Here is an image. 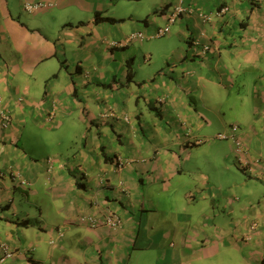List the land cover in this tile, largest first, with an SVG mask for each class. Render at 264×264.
I'll return each instance as SVG.
<instances>
[{"label": "crops", "instance_id": "0c3cea01", "mask_svg": "<svg viewBox=\"0 0 264 264\" xmlns=\"http://www.w3.org/2000/svg\"><path fill=\"white\" fill-rule=\"evenodd\" d=\"M177 3L0 0V264H264V1Z\"/></svg>", "mask_w": 264, "mask_h": 264}, {"label": "built area", "instance_id": "2783aa9c", "mask_svg": "<svg viewBox=\"0 0 264 264\" xmlns=\"http://www.w3.org/2000/svg\"><path fill=\"white\" fill-rule=\"evenodd\" d=\"M252 1H264V0H252ZM36 7L37 5L26 4V9L28 10H33ZM226 10L227 8L221 9V12H219L218 16L223 15L226 12ZM188 12H189V9L185 6L184 0H178V3L175 6H173L171 11L166 15V26L163 28L157 29L154 33L151 34V37L160 38V37H163L169 34L171 31V27L175 25L180 20V18ZM198 16L202 20H211L210 16L204 15L202 13H200ZM143 37L144 35L142 33H133L130 35L129 40L127 42L136 41ZM208 49H209L208 47H204L203 52L207 51ZM3 119L7 123H9L10 121L7 115H4ZM235 128H237V126H235ZM235 146H236L237 152L240 155H243V157L240 159L241 167L249 174H252V172L254 171V168L252 167L250 159L247 158L248 151H247L245 144L243 143L242 140L235 139ZM256 164H260V160H257ZM79 219H80L79 222L82 225H89L91 227L97 226V221L94 220L93 218L82 216ZM103 219L111 227L117 228V227H120L121 225V219L115 213H108L103 217ZM3 253H4V257L1 260L2 262H5L6 260L11 259L13 257V253L7 247H3Z\"/></svg>", "mask_w": 264, "mask_h": 264}, {"label": "rangeland", "instance_id": "374dc122", "mask_svg": "<svg viewBox=\"0 0 264 264\" xmlns=\"http://www.w3.org/2000/svg\"><path fill=\"white\" fill-rule=\"evenodd\" d=\"M232 131H233V133H234V135L235 134H238V131H239V128L237 127V128H235V126L233 125V128H232ZM224 138L226 137L225 135L223 136ZM39 151H41V150H39ZM234 152H235V158H236V160H237V165L239 166V168L240 169H242V167H241V164H240V159L243 157V155H240L238 152H237V150H236V146H235V149H234ZM233 162L235 163V160H233ZM209 166V164H207L204 168H207ZM236 166V165H235ZM240 169H236L234 166H232V171H231V173H233L234 175H240L241 173V171H240ZM246 172V171H245ZM247 173V172H246ZM53 245H54V243H53ZM39 252H41V254L42 253H44L45 252V249H41V251H39ZM150 253H152L151 254V256H152V258L151 257H149V253H146V254H148V255H146V254H143V255H140V256H134L133 258H132V260H131V262H130V264H153V261H154V263H155V260H153V257H155V253L154 252H150Z\"/></svg>", "mask_w": 264, "mask_h": 264}, {"label": "trees", "instance_id": "16d2710c", "mask_svg": "<svg viewBox=\"0 0 264 264\" xmlns=\"http://www.w3.org/2000/svg\"><path fill=\"white\" fill-rule=\"evenodd\" d=\"M96 21L99 22V21H110V19H102L100 17H97L96 18ZM127 66H128V77H129V80H133V77H134V61L131 59L127 62ZM25 225H28L27 223H25ZM31 263L32 264H38L37 262L33 261L32 259H30Z\"/></svg>", "mask_w": 264, "mask_h": 264}]
</instances>
